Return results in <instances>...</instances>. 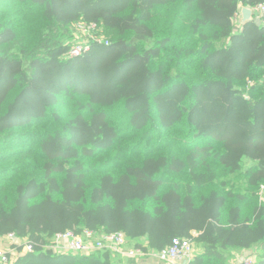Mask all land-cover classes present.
<instances>
[{
  "label": "trees",
  "instance_id": "16d2710c",
  "mask_svg": "<svg viewBox=\"0 0 264 264\" xmlns=\"http://www.w3.org/2000/svg\"><path fill=\"white\" fill-rule=\"evenodd\" d=\"M259 5L0 0V239L35 248L12 264H114L42 251L84 229L144 250L191 239L189 264L258 248L264 264V22L235 30ZM79 22L109 44L71 56Z\"/></svg>",
  "mask_w": 264,
  "mask_h": 264
},
{
  "label": "built area",
  "instance_id": "2783aa9c",
  "mask_svg": "<svg viewBox=\"0 0 264 264\" xmlns=\"http://www.w3.org/2000/svg\"><path fill=\"white\" fill-rule=\"evenodd\" d=\"M250 10L254 14V20L258 24H263L264 5L250 8ZM236 20L241 21L240 29L243 24L241 12L236 14L235 22ZM75 28L83 30L88 40L78 46L73 43L74 47L71 51V56L73 57H79L89 42L109 44L105 36L104 40L99 39L97 33L99 31L103 35L104 33L103 29L95 23L87 24L85 22H79ZM263 192L264 185L261 187V194ZM6 239L12 250L6 252L0 249V264H12L19 257L35 252L34 245L16 233L7 235ZM141 245L143 248L138 246L135 241L129 239L122 232L108 233L84 229L79 233L71 230L56 233L49 243L42 247V251L51 252L55 255L86 257L97 254H109L112 260L117 258L118 260L128 261V264H138L144 258H149L159 264H189L196 257L195 243L191 239L176 238L169 247L161 251L152 249L144 250L146 248L144 241ZM241 264H257L256 256L249 254Z\"/></svg>",
  "mask_w": 264,
  "mask_h": 264
},
{
  "label": "rangeland",
  "instance_id": "374dc122",
  "mask_svg": "<svg viewBox=\"0 0 264 264\" xmlns=\"http://www.w3.org/2000/svg\"><path fill=\"white\" fill-rule=\"evenodd\" d=\"M241 25V21L240 20H236L235 22V30L238 31L239 27ZM97 36L99 37V39L104 40V35L102 34L101 31H99L97 33ZM88 40V38H86V33L81 30L80 28H74L73 33H72V41L74 42V44L76 46L84 44L86 41ZM136 43H140L142 45H144L145 47H150L153 45V40L149 41V40H142V39H136V41H134ZM250 164L247 162L246 163V167H248ZM259 194L261 196V200L264 201V192L261 194V189L259 191ZM6 252H9L12 250L11 246H9V248L7 247V249H3ZM250 254H253L256 256V260H257V264L260 263V258H261V251L258 248H254ZM230 256V260L232 258V253L230 252L229 254ZM234 258V257H233ZM244 260V259H243ZM114 264H128V261H124V260H118L117 258L113 259ZM155 263L153 262L151 259L149 258H144L143 260H141L138 264H152ZM235 264H237V262L235 261Z\"/></svg>",
  "mask_w": 264,
  "mask_h": 264
},
{
  "label": "crops",
  "instance_id": "0c3cea01",
  "mask_svg": "<svg viewBox=\"0 0 264 264\" xmlns=\"http://www.w3.org/2000/svg\"><path fill=\"white\" fill-rule=\"evenodd\" d=\"M241 12V10H240ZM9 242L7 241L6 237L0 239V249H7L9 248ZM252 250H242V251H234L232 252V258L230 260V264H241L243 259L251 253ZM195 253L196 256L202 255L204 253V247L202 245H198L195 243ZM234 257V258H233ZM152 264H159V263H152Z\"/></svg>",
  "mask_w": 264,
  "mask_h": 264
},
{
  "label": "water",
  "instance_id": "95a60500",
  "mask_svg": "<svg viewBox=\"0 0 264 264\" xmlns=\"http://www.w3.org/2000/svg\"><path fill=\"white\" fill-rule=\"evenodd\" d=\"M241 16H242L243 24L250 23V22H256V20H254V14L250 10V8H247V7L241 8ZM256 23L258 24V22Z\"/></svg>",
  "mask_w": 264,
  "mask_h": 264
}]
</instances>
